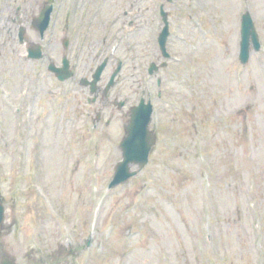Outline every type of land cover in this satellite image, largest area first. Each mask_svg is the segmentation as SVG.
Here are the masks:
<instances>
[{
    "label": "rangeland",
    "instance_id": "374dc122",
    "mask_svg": "<svg viewBox=\"0 0 264 264\" xmlns=\"http://www.w3.org/2000/svg\"><path fill=\"white\" fill-rule=\"evenodd\" d=\"M48 2L26 0L23 25L28 46L43 45L44 62L22 61L24 46L13 39L4 67L12 108L0 100L9 129L0 136V256L16 264H264V0H54L42 42L31 20ZM161 4L172 62L148 76L149 63L163 61ZM246 11L261 48L240 64ZM113 47L89 104L79 80ZM64 54L77 64L69 95V83L46 71ZM116 59L123 68L105 95ZM25 86L39 93L29 121L16 112ZM148 96L160 112L148 164L108 189L130 107Z\"/></svg>",
    "mask_w": 264,
    "mask_h": 264
},
{
    "label": "water",
    "instance_id": "95a60500",
    "mask_svg": "<svg viewBox=\"0 0 264 264\" xmlns=\"http://www.w3.org/2000/svg\"><path fill=\"white\" fill-rule=\"evenodd\" d=\"M40 22L42 23V28L46 27L48 20V12H45L40 17ZM252 24L248 15L243 16L242 20V41H241V60L245 61L248 56V36L252 34ZM166 32H163L159 42L161 48L165 41ZM257 47V45H255ZM37 52L32 53V56H37ZM102 64L95 76L94 82L99 78V74L103 68ZM111 85V83H110ZM108 85V87L110 86ZM151 110L148 105H143L142 103L139 107L132 110L131 119L129 124L126 126V136L120 143V148L122 150L123 160L118 163L116 167V172L114 180L111 185H116L119 182L126 180L128 177L132 176L134 173L129 172L130 164H138L142 167L147 161V155L150 147L153 143V139L147 131V125L150 122ZM2 220V207L0 206V222ZM1 264H14L9 260H3Z\"/></svg>",
    "mask_w": 264,
    "mask_h": 264
},
{
    "label": "flooded vegetation",
    "instance_id": "af4514ba",
    "mask_svg": "<svg viewBox=\"0 0 264 264\" xmlns=\"http://www.w3.org/2000/svg\"><path fill=\"white\" fill-rule=\"evenodd\" d=\"M4 11L5 10H3V13ZM20 11L21 12L19 14V25L21 26V25H24V21L26 19V13H25L27 11L26 5H24V7ZM0 22H1L0 24V46L10 47L12 38L17 34V29H15V32L13 34L11 23L10 24L8 23V18L6 17H0ZM13 22H17V18H15ZM24 40H26V35L24 36ZM7 51H11V49L8 48Z\"/></svg>",
    "mask_w": 264,
    "mask_h": 264
}]
</instances>
